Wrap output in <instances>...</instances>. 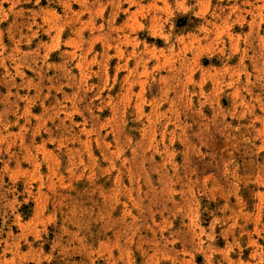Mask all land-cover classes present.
I'll return each instance as SVG.
<instances>
[{"label":"rangeland","instance_id":"rangeland-1","mask_svg":"<svg viewBox=\"0 0 264 264\" xmlns=\"http://www.w3.org/2000/svg\"><path fill=\"white\" fill-rule=\"evenodd\" d=\"M0 264H264V0H0Z\"/></svg>","mask_w":264,"mask_h":264}]
</instances>
